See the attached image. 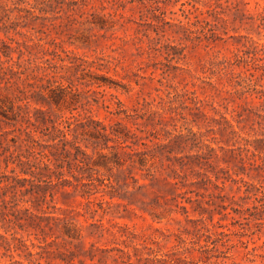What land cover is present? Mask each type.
I'll return each instance as SVG.
<instances>
[{
	"label": "rangeland",
	"instance_id": "rangeland-1",
	"mask_svg": "<svg viewBox=\"0 0 264 264\" xmlns=\"http://www.w3.org/2000/svg\"><path fill=\"white\" fill-rule=\"evenodd\" d=\"M44 1L0 0L2 66L51 72L30 104L89 156L23 193L16 154H60L26 148L0 76V234L34 253L0 237V264H264V0Z\"/></svg>",
	"mask_w": 264,
	"mask_h": 264
},
{
	"label": "trees",
	"instance_id": "trees-1",
	"mask_svg": "<svg viewBox=\"0 0 264 264\" xmlns=\"http://www.w3.org/2000/svg\"><path fill=\"white\" fill-rule=\"evenodd\" d=\"M49 1V0H48ZM48 1H44L45 3ZM73 3H76V0H73ZM2 55L5 57L8 56V54L4 50H0ZM4 63L3 60L0 58V76L2 75H9V78H5V99L9 100L10 105V114H3L11 123L20 122L21 125L24 123L26 124V128L30 125L34 128H40L43 131L48 132V136L50 139L55 140L56 136H63V142L60 146H58L59 143L56 144H40L38 140L33 136L32 132L30 130H27L26 128L19 129L20 133L22 131L25 133L26 137L23 139L24 145L26 148H35V146L39 148L46 147L50 145L52 148H55V152L48 150L49 155H55L54 153L60 154L56 159L60 157V162L58 164H55V166L60 171L53 170L48 162H36V161H30L27 159L28 156H26V159L22 158V154H16L17 157V166L19 172L24 174V177L18 178L20 182H29L30 188H25L23 193L31 192L32 189H34L35 192L38 191H45L48 186H50V183H47L43 177L51 178L52 175H55L57 177V181L55 184L62 185L63 187L66 185H72L71 181L68 178H62L63 176V167L65 164L70 168L73 166V162H70L69 159L62 158L65 156H72L71 158L75 160L74 164L75 167L80 168L81 165L79 164H85L84 160L79 156V154L85 155L86 157L89 156L86 150H83L80 146L76 145L75 137L74 139H69L67 137L68 134H72V130L74 129V126L78 123H74L72 126V122L67 121L66 126H64V129L58 128V126L55 125L54 121L50 118V116L46 113V110L33 106L30 104V101H35V103H47L48 105L51 103L50 101L56 102L58 98H60V93L56 91V89L51 88V82L53 75L51 72H48L45 68H43V73H39L37 70H32L31 73L26 74L25 70H13L12 67L9 66H2ZM7 70H2V69ZM22 75H25L24 77ZM2 78V77H1ZM29 79H33L32 82H29ZM27 81V82H25ZM30 86L34 89L30 94L27 93L25 90V85ZM46 91V93H43ZM97 124L101 125V131H90V134L92 136L95 135H101L106 136L107 126L101 122H96ZM44 126V128H42ZM50 129H53L54 134L50 133ZM56 132H59L60 135H56ZM113 133V132H112ZM52 135V138H51ZM55 136V137H54ZM74 136V134H72ZM16 142V140H13ZM70 148H68V147ZM73 150V152L71 151ZM61 150L62 152H58ZM43 152V150H41ZM25 157V155H24ZM42 158H45L47 161H49V156L46 152L42 153ZM62 158V159H61ZM35 159V158H34ZM65 163V164H64ZM26 175H29L30 178H28ZM89 177V176H88ZM37 181V182H36ZM41 181H44L45 183H40ZM98 181L105 186H112L110 183L107 184L102 179H98ZM87 184V183H82ZM91 184L94 185V187H98L96 184L91 182ZM23 186V185H22ZM111 197L113 196L112 193H109ZM25 210H28L27 208ZM34 217L38 219H59V217L54 216H39L34 215ZM32 225H36L35 220L31 219ZM69 226L65 223L64 224V233L68 236L72 235ZM43 230V229H42ZM0 237L4 240L5 247L7 250L10 251H23L28 256L34 255V253L29 249V245L26 243V241L21 238L17 237L15 235H12L11 237H7L5 235H1ZM49 242H46L45 245H48ZM31 245H34V243H31ZM40 247H44L43 245H38ZM35 253L38 254V251ZM18 264H24L20 261L17 262Z\"/></svg>",
	"mask_w": 264,
	"mask_h": 264
}]
</instances>
